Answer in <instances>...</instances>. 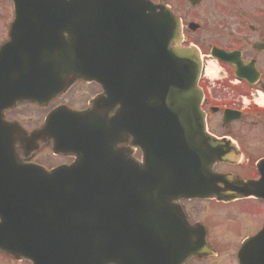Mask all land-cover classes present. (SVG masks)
<instances>
[{"label":"water","instance_id":"1","mask_svg":"<svg viewBox=\"0 0 264 264\" xmlns=\"http://www.w3.org/2000/svg\"><path fill=\"white\" fill-rule=\"evenodd\" d=\"M13 2L10 39L0 49V73L13 84L9 95L44 102L66 90L80 74L107 89L116 83L128 102L114 122L129 118L122 133L132 138L133 147L141 148L144 159L138 162L130 152L123 154L115 147V129L123 136L120 126L94 117L93 125L102 128L101 150L104 147L117 158L123 168L120 176L103 164L102 171H82L85 164L79 161L49 172L39 166L23 167L6 132L0 137V250L32 264H122V253L137 250L153 264L164 255H154L162 244L155 243L151 223L156 212L166 210L181 220L182 245L193 248L172 253L175 264H183L200 254L195 248L201 242L189 234L181 209L169 201L221 195L227 191L221 192L218 183L232 180L240 184L239 192L250 187L264 198V160L258 164L261 181L249 185L213 171L216 163L231 161L234 154H229L227 140L207 134L198 87L200 54L182 44L181 23L173 12L148 0ZM102 69H116L117 79L120 69V80L106 81L98 75ZM90 119L58 109L46 127L27 136L17 126L15 133L33 151L49 134L58 141L56 151L72 148L84 157L82 146L63 142V129L76 135L80 130L75 122ZM119 197L124 199L121 208L114 206ZM126 198H132V206L125 204Z\"/></svg>","mask_w":264,"mask_h":264},{"label":"flooded vegetation","instance_id":"2","mask_svg":"<svg viewBox=\"0 0 264 264\" xmlns=\"http://www.w3.org/2000/svg\"><path fill=\"white\" fill-rule=\"evenodd\" d=\"M153 1L176 12L182 23L183 43L198 46L204 65L200 86L207 129L217 139H231L232 147L241 156L235 163L217 164V170L234 173L246 180L258 179L256 163L264 158L261 148L264 147V107L257 103L264 101V0ZM5 40H0V46ZM102 96L106 94L100 83L78 77L67 93L57 96L45 107L19 101L0 109V126L6 127H0V137L11 130L13 133L15 124L28 132L41 127L47 114L59 105L69 106L77 112L89 110ZM244 98H247V104ZM119 108L118 103H111L96 116L103 115L107 121ZM53 144V140H48L35 153H26L19 143L16 148L22 163L40 164L48 169L69 165L76 159L68 152L55 153ZM130 145L129 140L121 147ZM233 188L237 187L233 185ZM180 202L193 234L202 239L205 237L207 242L203 247L215 252L193 258L186 264H245L240 256L242 244L264 229L263 198L248 192L244 197L222 201L201 198ZM165 227L168 238L172 227ZM161 250L169 253L171 249ZM260 250L259 244L250 250L252 257L248 264H264ZM154 260L155 264H171L172 261L165 257Z\"/></svg>","mask_w":264,"mask_h":264},{"label":"rangeland","instance_id":"3","mask_svg":"<svg viewBox=\"0 0 264 264\" xmlns=\"http://www.w3.org/2000/svg\"><path fill=\"white\" fill-rule=\"evenodd\" d=\"M14 15L12 0H0V40L7 37L8 27ZM262 152L264 147L261 146ZM255 153V150H254ZM140 156V155H139ZM0 264H28L26 261H15L11 256L0 252Z\"/></svg>","mask_w":264,"mask_h":264},{"label":"clouds","instance_id":"4","mask_svg":"<svg viewBox=\"0 0 264 264\" xmlns=\"http://www.w3.org/2000/svg\"><path fill=\"white\" fill-rule=\"evenodd\" d=\"M244 103H248L247 98H244ZM257 103L259 104V106L264 107V101H257Z\"/></svg>","mask_w":264,"mask_h":264}]
</instances>
